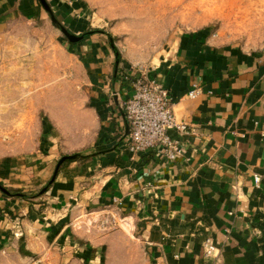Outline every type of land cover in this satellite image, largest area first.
Here are the masks:
<instances>
[{"label": "crops", "instance_id": "0c3cea01", "mask_svg": "<svg viewBox=\"0 0 264 264\" xmlns=\"http://www.w3.org/2000/svg\"><path fill=\"white\" fill-rule=\"evenodd\" d=\"M57 4L74 14L70 0ZM44 12L37 0H0V67L25 38L40 47L57 35ZM77 36L64 44L78 60L80 97L60 125L41 116L23 158H0V264H111L115 232L88 242L79 229L112 210L138 248L127 260L123 239L121 264H264V47L180 34L151 67L188 124L182 154L168 162L129 147L121 103L134 71L101 34ZM64 155L73 157L58 165ZM207 237L218 255H205Z\"/></svg>", "mask_w": 264, "mask_h": 264}, {"label": "rangeland", "instance_id": "374dc122", "mask_svg": "<svg viewBox=\"0 0 264 264\" xmlns=\"http://www.w3.org/2000/svg\"><path fill=\"white\" fill-rule=\"evenodd\" d=\"M43 1L48 10L37 0L47 23L58 28L57 35L52 32L40 47L25 38V49L11 52L0 67V158L8 152L23 158L24 152L36 147L41 116L51 115L60 125L67 106L80 97L78 60L67 52L64 43L70 44V38L62 28L75 35L90 31L104 36L110 53H117L127 72L152 67L180 34L201 31L222 44L250 50L264 47V0H70L75 11L68 18L59 0ZM81 23L85 29L78 33ZM90 219L86 230L79 229L88 242L108 232L117 235L108 253L111 264H121L123 239L126 259L138 255L123 216L112 210L104 219L96 214Z\"/></svg>", "mask_w": 264, "mask_h": 264}, {"label": "built area", "instance_id": "2783aa9c", "mask_svg": "<svg viewBox=\"0 0 264 264\" xmlns=\"http://www.w3.org/2000/svg\"><path fill=\"white\" fill-rule=\"evenodd\" d=\"M150 70L151 67L140 66L125 77L132 86L131 95L121 103L128 126L129 147L136 154L153 150L156 156L174 162L182 154V135L188 132V124L177 115L175 97ZM199 91L200 84L194 82L187 95L193 98ZM255 180L259 177L255 176ZM203 247L206 256L218 255L210 237Z\"/></svg>", "mask_w": 264, "mask_h": 264}, {"label": "water", "instance_id": "95a60500", "mask_svg": "<svg viewBox=\"0 0 264 264\" xmlns=\"http://www.w3.org/2000/svg\"><path fill=\"white\" fill-rule=\"evenodd\" d=\"M42 1V3L45 5V3H44V1L43 0H41ZM52 16V20L55 22L56 20H55V18H54V16L53 15H51ZM62 30L65 32V34L71 39V40H77V39H79L81 36H77V35H75V34H72V33H70L69 31H67L65 28H62ZM71 157H73L72 155H64V156H62L60 159H59V164L58 165H60V163L61 162H63L65 159H68V158H71Z\"/></svg>", "mask_w": 264, "mask_h": 264}, {"label": "trees", "instance_id": "16d2710c", "mask_svg": "<svg viewBox=\"0 0 264 264\" xmlns=\"http://www.w3.org/2000/svg\"><path fill=\"white\" fill-rule=\"evenodd\" d=\"M55 23H56V22H55ZM89 32H90V31H86V33H89ZM78 155H79V154H78ZM78 155H77V156H78Z\"/></svg>", "mask_w": 264, "mask_h": 264}]
</instances>
